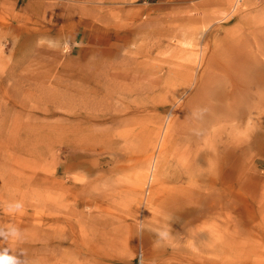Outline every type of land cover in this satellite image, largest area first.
I'll list each match as a JSON object with an SVG mask.
<instances>
[{"label": "rangeland", "instance_id": "1", "mask_svg": "<svg viewBox=\"0 0 264 264\" xmlns=\"http://www.w3.org/2000/svg\"><path fill=\"white\" fill-rule=\"evenodd\" d=\"M261 97L264 0H0V248L264 264Z\"/></svg>", "mask_w": 264, "mask_h": 264}, {"label": "clouds", "instance_id": "2", "mask_svg": "<svg viewBox=\"0 0 264 264\" xmlns=\"http://www.w3.org/2000/svg\"><path fill=\"white\" fill-rule=\"evenodd\" d=\"M16 209H22V205L17 203L15 205ZM19 235L16 229H12L10 232H5L2 227H0V243L8 242L11 237L12 242H15L16 237ZM157 236L162 239H169V231L157 230ZM159 245V241L156 242ZM10 249L8 247L0 248V264H24L17 256L9 254ZM23 255V253H21Z\"/></svg>", "mask_w": 264, "mask_h": 264}, {"label": "bare ground", "instance_id": "3", "mask_svg": "<svg viewBox=\"0 0 264 264\" xmlns=\"http://www.w3.org/2000/svg\"><path fill=\"white\" fill-rule=\"evenodd\" d=\"M254 42L257 45V41L255 40ZM246 46H248V45H246ZM241 49H244V48H241ZM239 51H241V50H239ZM258 53H262L260 48H258L255 53H252L250 51V49H245L243 55L248 56V57H245L246 59H244L243 63H241V62L239 64L231 63V67H230V70L228 69L227 75L230 76L234 81H237V80L241 79L242 77H244L245 71H246L244 69V66L247 67L249 63L250 64L252 63L254 66H256L257 65L256 55ZM239 54L241 55V52ZM261 98H262L261 101H264V97H261Z\"/></svg>", "mask_w": 264, "mask_h": 264}]
</instances>
